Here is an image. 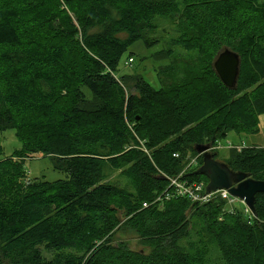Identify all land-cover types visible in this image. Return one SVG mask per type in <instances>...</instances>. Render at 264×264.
<instances>
[{
	"label": "trees",
	"instance_id": "obj_1",
	"mask_svg": "<svg viewBox=\"0 0 264 264\" xmlns=\"http://www.w3.org/2000/svg\"><path fill=\"white\" fill-rule=\"evenodd\" d=\"M165 31L159 88L118 73ZM224 48L241 61L234 90L213 68ZM262 114L264 0H0V132L21 145L3 158L0 143V264H264V194L250 222L219 197H170L168 182L206 186L201 156L187 168L195 146L257 133ZM40 154L67 179L27 178ZM222 162L264 181V147Z\"/></svg>",
	"mask_w": 264,
	"mask_h": 264
},
{
	"label": "rangeland",
	"instance_id": "obj_2",
	"mask_svg": "<svg viewBox=\"0 0 264 264\" xmlns=\"http://www.w3.org/2000/svg\"><path fill=\"white\" fill-rule=\"evenodd\" d=\"M167 25L168 24L165 23L161 27L166 28ZM168 36H171L169 31H165L163 34L158 32L153 34L151 39L160 41L163 38V40H166L165 37L168 38ZM165 47H167V44H164L163 42L146 47L145 39H140L122 56L118 66V73L121 75L139 74L154 88H159L160 84L158 83L156 73L160 67L167 65L169 60H155L153 55ZM170 47L174 49V54L178 53L177 62L188 60V52H184L182 49H178L175 46ZM130 54H132V57L134 58L132 63H128L127 61ZM0 143L3 149V158L14 156L16 151L18 152L21 148L20 143L15 137L14 130L0 132ZM219 144L220 148L218 149V159L221 161L227 157L230 147H238L242 144H245L247 147H264V114L259 116L257 133L237 134L235 132H229L224 139L220 140ZM25 169L27 178L29 179H42L48 182L67 179L66 174L53 169L52 161L48 156H43L41 154L26 160ZM235 207L238 210L242 209V206L239 203H236ZM115 241L125 242L131 250L136 251L141 249L137 236L130 231H119L115 236Z\"/></svg>",
	"mask_w": 264,
	"mask_h": 264
},
{
	"label": "water",
	"instance_id": "obj_3",
	"mask_svg": "<svg viewBox=\"0 0 264 264\" xmlns=\"http://www.w3.org/2000/svg\"><path fill=\"white\" fill-rule=\"evenodd\" d=\"M240 63L239 55L228 48L220 51L214 58V71L228 89H235ZM212 151L211 144L195 146V152L202 157V164L192 174L204 176L208 180L205 194L226 190L231 197L243 201L256 218V196L264 194V181L253 179L248 173L231 170L226 163L216 159L217 154Z\"/></svg>",
	"mask_w": 264,
	"mask_h": 264
},
{
	"label": "built area",
	"instance_id": "obj_4",
	"mask_svg": "<svg viewBox=\"0 0 264 264\" xmlns=\"http://www.w3.org/2000/svg\"><path fill=\"white\" fill-rule=\"evenodd\" d=\"M132 58L128 60V63H132ZM245 144H242L238 147H230V149H237L238 151L246 148ZM220 144L218 143L217 146L213 147V149H219ZM177 157V155H173ZM200 155H197L194 159H191L187 168H193L197 166L198 160L197 158ZM182 174L175 178H168L169 188L171 189L170 197H185L189 199L193 203L197 204H205L209 202L214 197H219L220 199L224 200L227 203V210L233 212L236 207L235 204L239 203L242 206L241 211L246 215L247 219L251 221L253 217L249 208L245 205V203L237 198L231 197L226 190H218L212 193L205 194V185L202 182H189L181 178ZM158 200V199H157ZM143 207H147V204L144 203Z\"/></svg>",
	"mask_w": 264,
	"mask_h": 264
},
{
	"label": "bare ground",
	"instance_id": "obj_5",
	"mask_svg": "<svg viewBox=\"0 0 264 264\" xmlns=\"http://www.w3.org/2000/svg\"><path fill=\"white\" fill-rule=\"evenodd\" d=\"M215 198H216V197H215ZM221 200H222V199H221ZM226 204H227V203H226ZM237 205H238V204H237ZM226 206H227V205H226ZM225 210H226V209H225ZM234 211H235V210H234ZM239 212H240V211H239ZM228 213H229V212H228ZM230 214H232V213H230ZM251 221H252V219H251ZM251 221H250V222H251ZM250 222H249V223H250Z\"/></svg>",
	"mask_w": 264,
	"mask_h": 264
}]
</instances>
